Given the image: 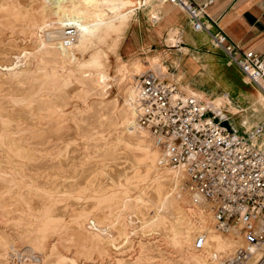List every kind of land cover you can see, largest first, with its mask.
<instances>
[{"label": "rangeland", "instance_id": "obj_1", "mask_svg": "<svg viewBox=\"0 0 264 264\" xmlns=\"http://www.w3.org/2000/svg\"><path fill=\"white\" fill-rule=\"evenodd\" d=\"M145 1L142 5L138 0L124 14L106 17L101 23L83 10L85 24L78 23L90 31H79L78 23L64 27L62 17L51 8H42L39 0H0V261H231L239 245L235 233L218 230L213 218L215 229L211 220L208 227L194 225L186 211L191 195L182 188L186 181L182 172L139 127L151 150L180 176L168 184L158 178L123 128L129 87L140 88L142 76L150 70L172 77L150 45L137 46V30L146 40L166 0ZM112 24L115 28L109 32ZM200 25L202 31H195L208 33L212 45L221 49L210 27L203 20ZM69 27L75 28L76 41L67 46ZM180 40L177 31H172L167 43L176 46ZM99 71L110 77V94L104 93L94 77H86ZM245 77L258 92L243 107L231 104L227 94L210 97L182 90L200 94L207 104H222L218 111L209 106L212 117L232 130L249 133L264 123V82ZM174 210L186 217L187 227L176 223ZM202 233H206L207 245L196 251L194 240ZM212 236L228 240V247L218 251L209 241ZM261 257L254 251L247 264L263 263L258 261Z\"/></svg>", "mask_w": 264, "mask_h": 264}, {"label": "built area", "instance_id": "obj_2", "mask_svg": "<svg viewBox=\"0 0 264 264\" xmlns=\"http://www.w3.org/2000/svg\"><path fill=\"white\" fill-rule=\"evenodd\" d=\"M166 1L187 13L194 29L202 31L204 9L213 0L203 5L191 0ZM211 36L243 72L251 71L264 80L263 58L227 43L222 32ZM75 41V28H67L65 44ZM210 111L207 102L183 91L167 75L150 70L141 78L136 102L138 126L168 156L170 164L184 170L182 188L191 195V207L211 215L222 232L235 233L239 245L228 264H247L254 251L264 255V123L241 133L216 121ZM206 245V233L198 234L193 249L203 251Z\"/></svg>", "mask_w": 264, "mask_h": 264}, {"label": "crops", "instance_id": "obj_3", "mask_svg": "<svg viewBox=\"0 0 264 264\" xmlns=\"http://www.w3.org/2000/svg\"><path fill=\"white\" fill-rule=\"evenodd\" d=\"M207 1L191 0L196 5ZM145 3L141 0L142 5ZM159 14L160 18L148 29L146 40L141 30H137V46L150 45L154 56L160 57L172 76L169 77L181 89L189 88L210 97L227 94L231 104L238 107L256 97L258 91L246 81L239 66L231 63L222 49L212 45L208 33L195 31L187 13L165 1ZM203 21L212 33L225 34L227 43L241 47L242 52L253 51L264 59V0H213L204 9ZM114 28L112 24L109 32ZM172 31H177L181 39L176 46L167 43Z\"/></svg>", "mask_w": 264, "mask_h": 264}, {"label": "bare ground", "instance_id": "obj_4", "mask_svg": "<svg viewBox=\"0 0 264 264\" xmlns=\"http://www.w3.org/2000/svg\"><path fill=\"white\" fill-rule=\"evenodd\" d=\"M38 1V0H37ZM40 2V6L42 8H51L54 11V15L55 16H60L62 17V21L61 24L66 27L67 25H75V23L77 24L78 22H83L86 21V13L84 11H87L90 13L91 15V19L94 20L95 22H103L106 17L109 16H117L120 14H124L129 8H131L133 5H137L139 2L138 0H39ZM72 8V9H71ZM68 10H69V14H68ZM84 10V11H83ZM70 16V17H69ZM158 19H154V22L157 21ZM88 21V20H87ZM91 23V22H90ZM49 24V23H48ZM85 24V23H84ZM52 25V24H51ZM48 26V25H47ZM77 29L79 31H85L87 29V27H80V24L78 23L77 25ZM89 29V30H88ZM87 30L90 31V28H88ZM48 31L50 32H54V29L52 26H48ZM77 31V30H76ZM92 31V29H91ZM55 35V34H53ZM60 35V34H59ZM86 35V34H85ZM59 39V38H58ZM82 42V41H81ZM80 43V41H79ZM83 43V42H82ZM86 45V44H84ZM63 46V45H62ZM82 46V44H81ZM89 46V44H88ZM65 47V46H64ZM63 47V48H64ZM52 50V49H50ZM64 51V50H63ZM70 55V54H69ZM74 57V56H73ZM69 60V59H68ZM75 60V57L73 59V61ZM70 61V60H69ZM149 64H151L149 62ZM245 73V72H244ZM246 74V73H245ZM248 75L250 78H252V80H254L255 82H258L259 79H254L253 77V72L250 71V74H246ZM86 77H94L97 81V83L102 86L104 93L106 94H110L111 93V80L108 74L103 73V72H93V73H89L88 75H86ZM93 80V79H92ZM137 84V83H136ZM133 85V84H132ZM95 89V88H94ZM140 88H134V86H130L128 89V92L126 94V102L124 104H126L127 108L126 111L124 112V118H123V128L126 129V131L128 132V136H130L133 140V146L140 152V158L142 159V161H144L148 167L150 168H155L157 174L159 175L158 178H163L164 182H171L174 181L175 179L179 180L180 176L176 173V172H171L169 171V168L166 167L165 165V161L162 159L160 160L157 156V153L155 151H152L150 148V145L146 143L145 137H144V132L139 128L137 121H136V117H135V113H136V102H137V98H138V94H139ZM102 93V92H101ZM137 93V95H136ZM136 95V98H135ZM196 97H198L199 99H201V95L200 94H194ZM105 98V97H104ZM209 106H211L213 108V111L216 110L218 111L219 106H223L222 104H218L217 102H209L208 103ZM135 110V112H133ZM222 110V109H221ZM135 117V119H134ZM146 135H148L147 132H145ZM149 137V136H148ZM130 139V138H129ZM153 143V141H152ZM154 144V143H153ZM155 145V144H154ZM156 147V145H155ZM157 148V147H156ZM159 149V148H157ZM161 151V150H160ZM77 156V155H76ZM167 159L168 156L166 155ZM71 158V157H70ZM141 161V160H140ZM141 161V162H142ZM169 161V160H168ZM62 162V161H61ZM63 163V162H62ZM68 166V165H67ZM65 167V166H64ZM182 173V176L185 178V172L183 169L177 167ZM179 173V172H178ZM32 178V177H31ZM185 181V180H184ZM183 181V182H184ZM177 182V181H176ZM30 183V182H29ZM184 185V184H183ZM168 186H171L168 185ZM176 189V188H175ZM46 190V189H45ZM185 191V190H184ZM170 192V191H169ZM186 193V192H185ZM188 194V193H187ZM191 197V196H190ZM40 204V203H39ZM142 204V203H141ZM138 208V207H137ZM60 209V208H59ZM71 209V208H70ZM141 209V208H140ZM139 209V210H140ZM138 210V209H137ZM186 211L192 216H196L195 218H192V223H194V225H197L198 227H208L207 225H212L210 220L213 222V217L209 214H206L204 210H202V208L197 207V209H193L190 205V201L188 202V205L186 206ZM158 213V212H157ZM175 213V219H176V223L179 226H183L187 225V219L186 217L179 212L178 210H174ZM139 215V214H138ZM143 215V214H142ZM154 216V215H153ZM190 216V217H191ZM140 219H142L140 217ZM150 220V219H149ZM189 222V221H188ZM86 224V223H85ZM66 226V225H65ZM213 226L215 229V224L213 222ZM185 227V228H186ZM195 227V226H194ZM189 228V227H188ZM196 228V227H195ZM200 228V229H201ZM217 228V225H216ZM193 229V227H192ZM210 229V228H209ZM218 229V228H217ZM76 230V229H75ZM186 230V229H185ZM190 230V231H189ZM197 230V229H196ZM199 230V228H198ZM219 230V229H218ZM189 232H191V229H188ZM187 231V232H188ZM172 232V231H171ZM186 232V233H187ZM193 232V231H192ZM73 234V233H72ZM188 234V233H187ZM65 235V234H64ZM41 236V235H40ZM59 236V235H58ZM65 237V236H64ZM189 237V236H188ZM191 238V237H190ZM64 239V238H63ZM82 239V238H81ZM179 239V238H178ZM70 241V240H69ZM126 242H128L127 240H125ZM177 241V240H176ZM209 241L212 245H214L216 247V249L218 251H221L225 248L228 247V244L230 242H228V240H221L220 238H217L215 236H212L209 238ZM175 242V241H174ZM58 244V243H57ZM87 245V244H86ZM210 245V244H209ZM59 246V245H58ZM81 246V245H80ZM87 247V246H86ZM89 247V246H88ZM264 245L262 246V250H263ZM14 248V247H13ZM56 248V247H55ZM68 248V247H67ZM95 247H93L94 249ZM102 248V247H101ZM213 248V247H211ZM214 249V248H213ZM212 249V250H213ZM95 250V249H94ZM38 252V251H37ZM213 252V251H211ZM256 252V251H255ZM29 253V252H28ZM32 253V252H31ZM216 253V252H215ZM214 255L213 258L215 256H217L218 252ZM39 254V253H37ZM50 254V253H49ZM79 254V253H78ZM43 255V254H42ZM23 256V255H22ZM64 257V256H63ZM73 259V258H72ZM258 261H264V255H262V257L258 260ZM6 261H0V264H13L12 262H7L4 263ZM19 263L21 264H41V261H35V260H31V261H19ZM115 264H121L119 261ZM260 264H264L260 263Z\"/></svg>", "mask_w": 264, "mask_h": 264}]
</instances>
